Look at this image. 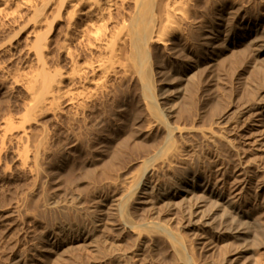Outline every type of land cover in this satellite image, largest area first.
<instances>
[{
	"label": "rangeland",
	"instance_id": "1",
	"mask_svg": "<svg viewBox=\"0 0 264 264\" xmlns=\"http://www.w3.org/2000/svg\"><path fill=\"white\" fill-rule=\"evenodd\" d=\"M56 1L0 12V264H184L165 236L137 237L116 214L142 160L165 142L142 97L146 76H135L123 44L108 75L97 65L114 61L92 37L63 50ZM131 12L119 4L107 35ZM166 39L150 51L151 84L160 110L177 97L166 117L177 130L128 216L177 234L190 264H264V151L245 140L256 130L243 114L264 101V0H186ZM53 78L62 84L52 95ZM183 182L225 198H161Z\"/></svg>",
	"mask_w": 264,
	"mask_h": 264
},
{
	"label": "bare ground",
	"instance_id": "2",
	"mask_svg": "<svg viewBox=\"0 0 264 264\" xmlns=\"http://www.w3.org/2000/svg\"><path fill=\"white\" fill-rule=\"evenodd\" d=\"M156 1L157 0H57V17L67 19L64 44L62 46L63 50L67 51L69 45L73 42H81L86 38L92 37L95 41L94 48L106 51L109 53L111 61H114V65L110 66L97 65L98 69H102V72L108 75L116 73L115 63L118 61L117 48L118 45L123 44L128 47L129 54L132 56V67L135 71V76L138 78H143L144 75L146 76L142 86V97L146 105L153 111L157 124L164 129L165 142L163 141L164 144L160 146L161 148H158L154 153L146 156L142 160V170L137 178L130 184L126 193L118 200L116 206V211H118V213L116 214L118 215L117 217H119V228L135 236L137 235V237L140 235L143 239L150 233H157L165 236L176 251L182 255L183 263L190 264V261H188L183 254L184 242H182L183 240L177 234L172 231L170 232V229L168 230L162 223V225L158 223H135L130 220L126 209L131 198L141 193L140 191L144 185L145 176L150 174L153 162H155L161 152L169 146L171 136L175 134L177 130V127H173L171 124L169 125L166 119L169 112H171V107L177 101V97L173 95L166 101L162 110H160L159 101L156 97L157 87L151 84L153 59L150 55V51L156 44L163 46L167 45L166 36L171 32L173 20L183 15V8L186 0H165L161 13L157 17L153 15L152 10ZM19 2H22L27 10H32L34 3L38 2V0H0V12L7 6ZM119 4H129L131 6L132 12L130 19L127 23H123L118 28L114 36H108L105 32L106 25L111 20L113 11ZM81 18L85 19L83 24L78 21V19ZM48 29L49 32H52L55 27L54 25H49ZM48 44L49 42L46 41L44 47H47ZM41 54L43 53L41 52ZM194 67L195 65L192 62L191 69L186 71L185 76H190ZM89 68L90 67H88V69ZM94 68L96 67L92 66L91 70H94ZM92 83L93 82L88 81V85ZM61 84L62 78L51 79L48 86V93L53 95L55 91H60ZM246 113L249 114L251 126L256 131L249 134L245 140L248 144L251 143L255 150L264 151V101L260 100L253 106L246 108L243 114ZM240 185L236 186L234 190H238ZM181 196L184 198L195 197L197 199L215 198V200L218 201L225 198L223 193L214 195L211 191H208L206 186L195 188L187 182H183V185L178 191L163 192L161 194V198L170 204L176 203L178 197ZM222 204L229 207L228 200H224ZM197 208L200 209L201 206H197ZM142 233H145V235H142ZM240 233L245 232L241 231ZM139 244L141 245V243Z\"/></svg>",
	"mask_w": 264,
	"mask_h": 264
}]
</instances>
